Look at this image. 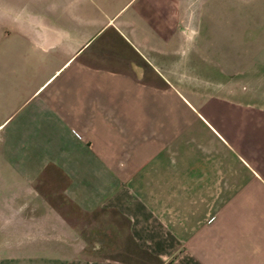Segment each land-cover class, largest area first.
Masks as SVG:
<instances>
[{
  "label": "crops",
  "instance_id": "0c3cea01",
  "mask_svg": "<svg viewBox=\"0 0 264 264\" xmlns=\"http://www.w3.org/2000/svg\"><path fill=\"white\" fill-rule=\"evenodd\" d=\"M0 264H264V0H0Z\"/></svg>",
  "mask_w": 264,
  "mask_h": 264
}]
</instances>
